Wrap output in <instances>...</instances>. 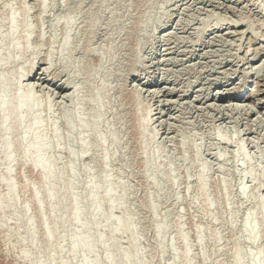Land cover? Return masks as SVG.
Returning <instances> with one entry per match:
<instances>
[{"label": "rangeland", "instance_id": "rangeland-1", "mask_svg": "<svg viewBox=\"0 0 264 264\" xmlns=\"http://www.w3.org/2000/svg\"><path fill=\"white\" fill-rule=\"evenodd\" d=\"M41 1L0 0V82L34 61L23 84L37 95L35 122L58 179L45 183L25 164L33 137L14 123L8 177L0 128V200L7 182L16 200L0 211V264H124V256L129 264H235L236 252L243 264H264V1ZM218 22L244 27L218 30ZM14 41L20 54H10ZM243 85L248 100L237 98ZM16 92L12 85L7 96ZM50 187L63 191L61 207L47 199ZM92 195L102 213L95 219ZM74 205L84 228L72 220ZM117 222L132 232L112 233ZM74 234L91 236L94 253L74 255Z\"/></svg>", "mask_w": 264, "mask_h": 264}, {"label": "bare ground", "instance_id": "bare-ground-1", "mask_svg": "<svg viewBox=\"0 0 264 264\" xmlns=\"http://www.w3.org/2000/svg\"><path fill=\"white\" fill-rule=\"evenodd\" d=\"M263 1L264 0H255V2H256L255 6L258 2H263ZM41 4L44 5L45 2L42 0ZM258 6H257V9H258ZM260 13L264 16V9H262L260 11ZM221 23L222 22H218L215 25V26H217L215 29L220 30L225 25L229 26L231 29H239L241 27H244V22H232L229 24H224V23L221 24ZM10 24H11L10 36L14 37L18 32L17 19H16L15 15L11 16ZM25 27L28 29V25H25ZM205 29H207V28H205ZM27 33L28 34L25 36V43L26 44L29 43L30 37H31V35H30L31 32L29 31V29L27 30ZM4 39H5L4 37H0V48H1V42H4ZM67 44H68V42L66 41L64 43V47H66ZM25 49H26V47L24 48V50ZM9 51H10V54H12L13 52H18V54L21 53V49L18 47V45H17V43H15V41L12 42ZM263 51H264V49H263ZM11 58H13V57L11 55H9L7 60H10ZM47 64L48 63L45 62V65H47ZM35 67L36 66H35L34 61H31L30 65L28 67V72L26 74L21 72V73H18L16 75V80H14L13 78H10V79L6 78L0 82V93H1L0 94V98H1L0 99V114H1L0 128L2 131L1 144L3 146V154H4L3 159H4L5 164L7 166L6 175L9 177L13 171V166L15 163L14 147H13V143L10 142L11 141V139H10L11 134L10 133L12 132V130H11L12 123H14L13 126L15 127L16 130L21 131L24 139L29 137V136H32L33 142L29 145H26L22 149L23 159H24L25 164H29V165H31V167H33L34 170H38V171L42 172L43 182L47 183L48 181H50V182L55 181L58 178L55 175V172L53 171L52 163L48 160H45V158H44V154L47 152V145H46L45 139L42 136V133L40 131L41 130L40 126L35 122V120L37 119V114H39V112H40L41 106H40L39 102L36 101L37 95L34 93V89L32 87L31 88L29 87L30 83L26 84V85L23 84V82H25L27 78H28V81L32 80V77H34L33 72L35 70ZM49 69L50 68L45 67V70L43 71L42 76L46 75L48 73ZM12 85H14L16 87L17 92L15 93V95L13 97H8L7 91H8V88L11 87ZM65 86H66V88H69V91H71L74 88V87H72L71 82H66ZM245 87H246V85H243L241 90L238 91L237 98H239V99H246L247 98V100L251 98L250 94L248 95L249 92L247 94L245 93L246 95L245 94L243 95V93H242V95H240L242 90L246 89ZM259 92H260V90H259ZM159 94H161V93H159ZM159 94L152 92L151 96L153 98H157V97H159ZM170 95H172V93H170ZM251 95H254L253 97L257 96L258 91L252 90ZM161 96L162 97L165 96V93H163ZM206 97H209V95L204 96V98H206ZM207 99H209V98H207ZM219 99H222V97H220ZM158 102H160V101H158ZM253 104L255 106L254 102H253ZM30 109L35 110L36 117L34 115L30 116V111H29ZM157 109H159V108H157ZM23 111L28 113L27 117H28L29 121L32 122V127L26 126L27 118H24L22 116ZM241 111H244V109H241ZM249 111H250V109L247 110V113H245V116H248L250 119V117L252 118L253 111H250V113H248ZM161 112H162V110H161ZM166 113L169 114L170 111H168ZM149 115H150V112L147 111V116H149ZM146 121H148L147 124L149 125L150 120L146 119ZM70 131L73 133L75 131V127L70 126ZM157 135L158 134H156V136ZM219 141L226 142L223 138H220ZM103 142L104 141L101 139L100 140L101 145H103ZM107 163H108V161L105 160L104 161L105 166L107 165ZM7 186H8V195L5 197L4 200H0V211L4 209V207H3L4 203H6L10 208H13L16 206V203H15L16 200L14 199L15 186L11 182H7ZM261 189H262V187H260V191H261ZM106 194L108 196H112L113 191L106 190ZM63 197H64V195H63V191L61 189L51 188V187L48 188L47 199L50 201H56L58 207H61ZM72 201H73V203L75 202V200H73V199H72ZM90 203L93 207V213H92L93 219H95V217H100L102 215L101 209H100L101 207H100L95 195L91 196ZM39 211L42 212V205L39 206ZM82 219H83V212L74 205L73 210H72L73 222L80 225L81 228H84L83 224H81ZM93 219H91V220H93ZM107 221H109V218L107 219ZM26 224L30 227V219L26 218ZM85 229H87V228H85ZM118 230H120V231L122 230V233L132 232L131 226L128 224H124L123 222H122V224H121V222H117L115 229L112 230V233H117ZM157 233H158V236H161L163 233V229H161V228L158 229ZM251 233L253 234V236L251 237L252 240L254 242L257 241V231H256L255 227H253L251 229ZM45 237H46L47 243L51 244V241H52L54 235H53V232L50 231L47 227H45ZM29 238H30L32 244H34L35 238H34V234L32 232L29 233ZM98 243L99 244L103 243L102 238L98 239ZM94 248H95V245H94L93 241L91 240V236L81 237L80 235H76V234H74L72 236V251L71 252L74 255L79 253V251H81V250H84L85 253H94ZM132 252L134 254H136L138 252L136 249V245L133 243H132ZM239 255H240L239 252L235 253V257H234L235 258L234 259L235 264H243L239 258ZM185 257L187 258V254ZM250 259L253 262L257 261V257H251ZM130 261L131 260L127 256L122 257V263L129 264ZM82 264H95V263L90 262L89 260L85 259V260H83Z\"/></svg>", "mask_w": 264, "mask_h": 264}]
</instances>
